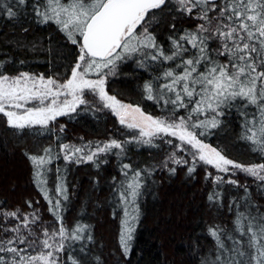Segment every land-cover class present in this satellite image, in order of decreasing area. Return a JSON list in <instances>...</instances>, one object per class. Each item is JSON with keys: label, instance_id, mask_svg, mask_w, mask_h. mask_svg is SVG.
<instances>
[{"label": "trees", "instance_id": "16d2710c", "mask_svg": "<svg viewBox=\"0 0 264 264\" xmlns=\"http://www.w3.org/2000/svg\"><path fill=\"white\" fill-rule=\"evenodd\" d=\"M44 2L26 0L19 5L17 0H6L13 5L15 15L9 17L6 10L0 11V74L13 77L23 72L62 81L69 77L79 47L55 23L41 22L34 8ZM177 7L173 2L161 13V23H154L149 29L165 53L173 50L172 39L182 31H194L201 23L195 14L190 18ZM177 62L152 61L141 54L125 57L116 62L113 76L107 79L108 93L150 115L174 119L171 105L165 107L157 99H147L144 85L152 84L153 94L157 95L164 72L179 71L173 68ZM254 112L251 107L225 108V114L217 118V127L194 131H204L198 138L236 163H264V152L244 139V114L251 117ZM187 115L184 109L175 113L177 117ZM131 134L112 114L85 105L48 128L17 130L9 128L0 116V240L14 237L16 234L6 229L15 226L20 227L22 235L28 231L20 219L5 216L6 212L27 215L30 220L38 217L30 227L39 239H43L44 228L59 227V216L69 231L83 225L87 228L85 237H92L91 241L68 239L64 252L58 254L60 264H71L69 257L78 264H211L217 252L211 230H218L221 239L229 244L227 236L237 235L234 221L239 212L264 215V182L242 175L235 176L237 184L217 181L215 173L200 163H195V171L189 173L193 162L186 157V163L174 164L170 157L184 155L171 143L155 140L153 145L143 144L131 140ZM112 140L120 142L123 149H113L104 160L77 164L66 162L61 154L62 144L94 147ZM49 148L51 163L44 166L47 183L41 184L35 179L36 169L28 157L43 155ZM124 164L130 165L131 171L124 169ZM172 168L175 173L170 171ZM136 171L141 172L140 195L135 202L138 219L132 221L133 238L125 256L119 243L125 219V204L120 201L119 191ZM61 184L66 189V200L56 194V186ZM44 192L53 202L60 199L59 209H52ZM210 195L214 196L211 201ZM29 253L36 254L31 249Z\"/></svg>", "mask_w": 264, "mask_h": 264}, {"label": "snow or ice", "instance_id": "6c2138e0", "mask_svg": "<svg viewBox=\"0 0 264 264\" xmlns=\"http://www.w3.org/2000/svg\"><path fill=\"white\" fill-rule=\"evenodd\" d=\"M173 2L178 6L177 11L190 18L195 14L201 23L194 31H182L179 37L172 39L173 50L165 53L149 29L154 23H161V13ZM17 3L24 5L26 0H17ZM5 10L9 17L15 15L13 5L0 0V11ZM34 11L42 23H55L67 39L79 47V55L63 82L23 72L15 77L0 74V116L5 118L9 128H48L57 117L88 105L85 97L88 92L97 96L105 108L111 109L122 126L137 130L139 142L153 145L155 139L168 136L180 142L176 147L181 152L188 150L183 145L189 146L194 158L189 173L195 171L198 160L226 175L234 174L232 169H236L264 182V163L251 166L236 163L201 141L198 137L203 136L204 131H194L217 127L220 123L217 118L225 114V108L251 107L255 109L253 115L244 114V139L264 152V0H45ZM171 27L174 29L175 25ZM190 49L193 50L191 55L186 56ZM136 54L152 61H178L173 68L179 71L164 72L157 95L153 94L152 84L144 85L147 99H157L165 107L171 105L174 119L154 118L140 107L123 104L108 95L107 75L115 72L117 61ZM91 76L96 78L91 79ZM180 109L188 115L175 116ZM201 116L205 119H199ZM60 130L63 131V127ZM60 147L67 162H72L73 157L77 162L93 161L95 156L109 149H123L116 140L98 145L87 153L82 147L68 144ZM28 158L36 169L35 179L46 184L44 166L51 163V149ZM170 159L178 165L186 163L175 155ZM123 168L131 171L128 164ZM170 171L175 173L174 168ZM124 175L128 177L127 172ZM140 176V171L134 172L119 191L120 201L125 204L119 237L125 256L130 252L129 241L133 238L132 221L138 219L135 202L140 195ZM215 179L222 181L223 177ZM226 182L237 184L231 179ZM56 194L67 199L62 184L56 186ZM44 198L53 210L60 208L59 198L53 202L47 192ZM208 199L211 201L214 196ZM53 214L58 216L55 211ZM4 215L20 219L28 231L22 235L19 226L6 229L16 235L0 240V264H60L57 254L64 252V241L92 239L91 235H84L86 226L77 225L69 231L59 216V227L44 228L43 239H39L30 227L38 217L30 220L27 215L19 216L15 211ZM234 224L237 235L227 236L229 244L221 239L218 230H211L217 244L211 264H264V215L239 212ZM29 249L36 254H30ZM69 259L71 264H78L75 258Z\"/></svg>", "mask_w": 264, "mask_h": 264}, {"label": "rangeland", "instance_id": "374dc122", "mask_svg": "<svg viewBox=\"0 0 264 264\" xmlns=\"http://www.w3.org/2000/svg\"><path fill=\"white\" fill-rule=\"evenodd\" d=\"M113 73H111V74H109V75H107V78H106V85H105V87H106V91H107V93H108V90H107V79H108V77L109 76H113L112 75ZM33 76H36V75H33ZM13 77H15V76H13ZM91 78V77H90ZM96 77L95 76H93L91 79H95ZM52 79H55V78H52ZM55 80H57V81H60V82H63V81H65V80H58V79H55ZM108 95H110L109 93H108ZM110 96H112V95H110ZM85 97H86V99L89 101V103H88V105H86V106H91V107H93V108H95V109H97V110H99V111H101V112H108V113H110V114H112L114 117H116V119L118 120V122H119V119H118V117L111 111V109H109V108H105L104 106H103V102H101L100 100H99V98L97 97V96H94V95H92L91 93H88V92H86L85 93ZM116 98V97H115ZM117 99V98H116ZM118 101H120L119 99H117ZM121 103H123V104H127V103H124V102H122V101H120ZM130 105V104H129ZM29 107H31V106H33V105H28ZM38 106V105H37ZM81 106H83V105H81ZM78 109V108H77ZM142 110V109H141ZM143 111V110H142ZM71 114V113H70ZM145 114H147V115H150V114H148V113H145ZM69 115V114H68ZM63 116H66V115H63ZM63 116H59V117H57V119H59L60 117H63ZM151 116H153V115H151ZM154 118H158V119H166V118H163V117H157V116H153ZM56 119V120H57ZM55 120V121H56ZM120 124V123H119ZM121 125V124H120ZM122 126V125H121ZM37 127H39V126H37ZM123 128H125V129H128L127 127H125V126H122ZM129 131H131L132 132V134L130 135V139L131 140H137V141H139V133H138V131L137 130H130V129H128ZM155 140H165V141H169V140H171L172 142H171V145L176 149V151L179 153V154H182V155H184V157H182V158H180V157H176L177 159H180V160H185L186 159V157H187V159L189 158L190 160H191V162H193V155H192V150H190V148H189V146H187V145H183V147H185L186 149H188V150H186V151H184V152H181V151H179L178 149H177V145L178 144H180V142L177 140V139H175V138H172V137H168V136H164L163 138H161V139H155ZM154 140V141H155ZM110 142V141H109ZM109 142H103V143H97L94 147H91L89 144H82V145H70V146H75V147H82V148H84L85 149V152L87 153L90 149L92 150V151H94L95 150V148H96V146H98V145H100V146H102L103 144H106V143H109ZM69 145V144H68ZM113 149H115V148H113ZM113 149H109L107 152H105V153H100V154H98L97 156H95L94 157V159H93V161H95V160H97V159H100V160H104V159H106V158H108V156L111 154V152L113 151ZM118 151H120L121 149H117ZM61 154H62V156H63V159H64V153L61 151ZM185 158V159H184ZM93 161H81V162H77L76 161V158L75 157H73L72 158V162H75V163H77V164H81V163H90V162H93ZM67 162V161H66ZM195 163L196 164H203V165H205V166H207L211 171H213L214 173H215V177H217V176H220V177H223V180H229V179H231V180H235V176L236 175H242V176H244V177H247V178H250V179H254V180H256V181H260V180H258V179H256L255 177H252V176H250V175H248V174H246V173H244V172H241V171H239V170H236V169H232V173H234V174H228V175H226L225 173H222V172H219V171H217L213 166H211V165H206V164H204L203 162H200V161H198V160H196L195 161ZM174 164H176V163H174ZM67 241V240H66ZM66 241H64V243L66 242ZM58 255V254H57Z\"/></svg>", "mask_w": 264, "mask_h": 264}]
</instances>
